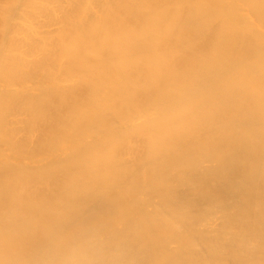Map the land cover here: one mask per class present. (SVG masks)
I'll return each instance as SVG.
<instances>
[{"label": "bare ground", "instance_id": "1", "mask_svg": "<svg viewBox=\"0 0 264 264\" xmlns=\"http://www.w3.org/2000/svg\"><path fill=\"white\" fill-rule=\"evenodd\" d=\"M0 264H264V0H0Z\"/></svg>", "mask_w": 264, "mask_h": 264}]
</instances>
